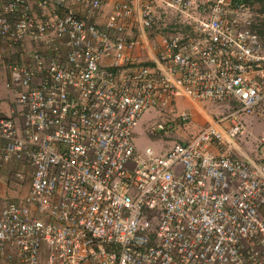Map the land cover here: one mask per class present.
<instances>
[{"label":"built area","instance_id":"built-area-1","mask_svg":"<svg viewBox=\"0 0 264 264\" xmlns=\"http://www.w3.org/2000/svg\"><path fill=\"white\" fill-rule=\"evenodd\" d=\"M108 2L0 0V264H264V136L246 147L245 127L264 122V0H124L94 22ZM175 98L219 112L140 153L139 117Z\"/></svg>","mask_w":264,"mask_h":264},{"label":"rangeland","instance_id":"rangeland-1","mask_svg":"<svg viewBox=\"0 0 264 264\" xmlns=\"http://www.w3.org/2000/svg\"><path fill=\"white\" fill-rule=\"evenodd\" d=\"M263 4V2H262ZM262 4L258 3V9H262ZM264 23V20H263ZM256 31L262 32L259 37L264 41V28L256 27ZM259 31V32H258ZM7 57L4 53H0V92L6 91L4 87L7 79ZM8 93V92H7ZM8 104H11L8 101ZM207 114H216L215 105L209 102L197 103ZM182 112H186L189 116V122L184 128H179L180 124L178 117ZM176 122V126L166 131L165 133L158 132L154 135L147 134V130L155 123H167L171 119ZM206 120V119H205ZM203 122V123H202ZM206 121L201 118L200 112L188 101L184 99L175 98L169 102L165 107L158 109L148 107L139 117L136 126L132 130V143L136 150L143 153L146 148H150L158 155H161L166 148L172 147L176 142H181L192 137L200 128L203 127ZM199 125V126H200ZM246 130L250 133L251 138L247 140L246 147H254V139L256 137L264 136V122L254 119H247L245 121ZM193 130V132H192ZM196 130V131H195ZM195 131V132H194ZM9 169V168H8ZM10 170H13L10 168Z\"/></svg>","mask_w":264,"mask_h":264},{"label":"crops","instance_id":"crops-1","mask_svg":"<svg viewBox=\"0 0 264 264\" xmlns=\"http://www.w3.org/2000/svg\"><path fill=\"white\" fill-rule=\"evenodd\" d=\"M121 1H124V0H109L108 4L101 9V13L96 18H94V22L100 24L104 20L106 14L109 12L110 6L114 3H119ZM31 4H33V3L30 1V5ZM24 49L29 50V48H27V47H24ZM7 92L6 91L0 92V115L1 116L9 115L10 105L8 104V101L10 103L11 98H10L9 93H7ZM184 100L188 101L186 99H184ZM189 103H191V102H189ZM191 104L193 106H195L196 109L200 112V115H201V118L203 119V121H206L205 119H207L208 116H210V115L207 114L202 108H200L198 104H193V103H191ZM214 110L216 113L219 112L216 109H214ZM199 125H200V123H199ZM199 125L197 126L198 128L202 127L201 125L200 126ZM168 149L169 148H166L162 154H164ZM211 151L216 153V154H219L221 152V150L218 148L212 149ZM27 191H28V180L24 179L19 185L5 187L4 188V195H6L8 198H11L13 200H18V199L23 198L27 194Z\"/></svg>","mask_w":264,"mask_h":264},{"label":"trees","instance_id":"trees-1","mask_svg":"<svg viewBox=\"0 0 264 264\" xmlns=\"http://www.w3.org/2000/svg\"><path fill=\"white\" fill-rule=\"evenodd\" d=\"M235 1H244V2H247V3H253V2H257V3H259V4H262V2H263V0H235ZM262 6H263V4H262ZM259 32V31H258ZM259 34L260 35H262V32H259ZM217 111L219 110V109H216ZM212 115V114H211ZM214 115V114H213ZM170 119H172L171 117H170ZM189 121H187V122H184L183 124H180L178 127L179 128H184V127H186L187 125V123H188ZM188 127V126H187ZM202 129V127L193 135V136H195L200 130ZM196 131V130H195ZM194 131V132H195ZM192 132H193V130H192ZM192 136V137H193ZM192 137H190V138H192Z\"/></svg>","mask_w":264,"mask_h":264}]
</instances>
